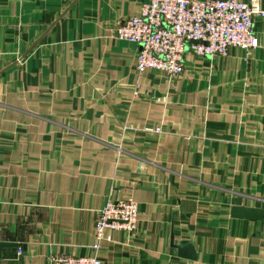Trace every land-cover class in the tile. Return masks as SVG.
Returning a JSON list of instances; mask_svg holds the SVG:
<instances>
[{
    "label": "crops",
    "instance_id": "obj_1",
    "mask_svg": "<svg viewBox=\"0 0 264 264\" xmlns=\"http://www.w3.org/2000/svg\"><path fill=\"white\" fill-rule=\"evenodd\" d=\"M148 1L0 0V264L91 255L120 200L138 232H111L103 264H264V216H232L264 212V19L257 49L186 52L171 83L112 36Z\"/></svg>",
    "mask_w": 264,
    "mask_h": 264
},
{
    "label": "built area",
    "instance_id": "obj_2",
    "mask_svg": "<svg viewBox=\"0 0 264 264\" xmlns=\"http://www.w3.org/2000/svg\"><path fill=\"white\" fill-rule=\"evenodd\" d=\"M258 18L264 19L260 0H149L138 16L116 22L111 30L117 40L141 46L138 72H161L174 83L183 74L186 52L226 57L232 48L248 53L257 49L254 23ZM153 131L161 133L159 128ZM138 216L136 202L109 201L98 211L92 254L58 255L50 264H103L98 256L101 243L110 240L111 232L137 233Z\"/></svg>",
    "mask_w": 264,
    "mask_h": 264
},
{
    "label": "water",
    "instance_id": "obj_3",
    "mask_svg": "<svg viewBox=\"0 0 264 264\" xmlns=\"http://www.w3.org/2000/svg\"><path fill=\"white\" fill-rule=\"evenodd\" d=\"M232 216L234 218H244V219H250V220H263L264 212L260 209H254V208H246V207H236L232 210ZM12 244H6V243H0V259H1V251L3 248L6 247H12ZM179 253L180 256L184 258H188L191 260H196L197 256L195 253L194 248L183 242L179 246Z\"/></svg>",
    "mask_w": 264,
    "mask_h": 264
}]
</instances>
